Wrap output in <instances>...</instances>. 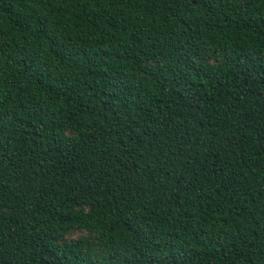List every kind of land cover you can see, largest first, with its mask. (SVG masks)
I'll list each match as a JSON object with an SVG mask.
<instances>
[{
    "label": "trees",
    "instance_id": "obj_1",
    "mask_svg": "<svg viewBox=\"0 0 264 264\" xmlns=\"http://www.w3.org/2000/svg\"><path fill=\"white\" fill-rule=\"evenodd\" d=\"M0 264H264V0H0Z\"/></svg>",
    "mask_w": 264,
    "mask_h": 264
}]
</instances>
